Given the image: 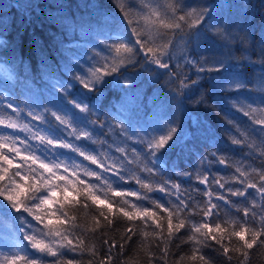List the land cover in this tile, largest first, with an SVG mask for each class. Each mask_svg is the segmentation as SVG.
Segmentation results:
<instances>
[{
	"label": "trees",
	"instance_id": "1",
	"mask_svg": "<svg viewBox=\"0 0 264 264\" xmlns=\"http://www.w3.org/2000/svg\"><path fill=\"white\" fill-rule=\"evenodd\" d=\"M175 3L177 0H0V110H7L2 102L13 103L24 108L22 114L27 122L31 120L27 111L43 113L44 121L35 122L65 138L66 132L50 115L52 111L74 119L81 128L86 126L92 139L81 146L105 166L115 164L125 175L124 180L69 150L53 153L42 146L39 150L44 156L67 159L69 164L74 160L100 172L101 179L97 181L95 177L86 178L83 168L78 170L81 179L97 184L101 189L97 194L102 199L107 181L117 190L140 192L138 200L124 198L138 206L152 207L153 201L165 207L177 203L169 191L141 189L130 178L138 176L154 187L160 179L178 183L182 196L192 197L193 203L202 207L201 202L207 200L202 196L206 186L195 179L197 173L222 178V182H228L226 186L238 188L241 185L232 179L237 175L236 168L253 180L264 170V125L256 123L264 119V0H179L186 10L207 12L199 25H185V32L174 38L175 53L170 50L163 58L169 67L152 63L141 52L131 64L104 74L90 88L75 79L77 75L87 78L89 69L110 64L123 55L117 54L113 46L139 39L133 29L156 45L165 43L160 37L168 30L161 21L172 22L169 5ZM171 35L168 32L169 38ZM178 64L182 67L177 68ZM174 71L195 83L177 92L178 82L171 75ZM237 82L246 86L235 88ZM229 84H233L231 88L227 87ZM76 104L88 105L90 112H81ZM93 120L99 122L89 123ZM172 127L176 132L161 149L154 152L147 147L149 140L167 135ZM232 139L243 143L235 144ZM221 158L226 164L218 162ZM145 163L154 169L155 177L140 171ZM248 194L230 197L231 203L216 200L217 216L201 218L193 214L191 222L211 224L215 220L224 224L239 220L240 214L232 204L247 205L253 199L260 203L254 189H248ZM86 203L90 207L80 209L77 205L74 210L64 211L77 216L76 225L80 227H75V234L83 233L89 247L94 246L103 255L108 248L101 241L115 238L113 264H147L150 253L159 256L157 243L162 238L152 235L155 226L150 227V222L138 219L133 225L136 234L127 241L121 239L127 226L123 218L115 228H104L102 223L103 231L97 229L93 233V217L98 215L100 206ZM116 206H123V201ZM41 229L43 224L0 197V264L13 255L39 257L52 264L53 257L37 252L23 239L25 232L35 234ZM181 231L179 238L172 237L166 264L190 257L193 248L201 247L188 240L190 231ZM145 232L149 233L147 237ZM224 240L229 247H239L234 238L231 243L227 236ZM119 244H124L123 250ZM62 251L63 259L80 260L82 264L91 258L87 253L79 256L67 249ZM200 254L211 264H237L236 259L228 261L220 246L212 241L202 247ZM235 256L239 258V253ZM155 264H161L159 259ZM185 264L198 262L187 259ZM247 264H264V248L250 250Z\"/></svg>",
	"mask_w": 264,
	"mask_h": 264
},
{
	"label": "snow or ice",
	"instance_id": "2",
	"mask_svg": "<svg viewBox=\"0 0 264 264\" xmlns=\"http://www.w3.org/2000/svg\"><path fill=\"white\" fill-rule=\"evenodd\" d=\"M169 8L172 22L165 24L161 21L162 27L172 33L170 38L168 32H165L160 37L165 40V43L156 45L154 40L146 39L136 29H133L139 39L134 41V43H129L131 46L129 44L113 46L117 54L122 53L123 55L118 56L110 64L103 65L100 68L89 69L90 75L87 78L77 75L75 79L79 80L85 88H90L92 82L99 81L104 74L118 72L122 65L131 64L141 52L152 63L162 68L169 67L168 64L163 62V58L169 54L170 50L173 54L175 53L177 45L174 43V38L185 32V25L187 28L199 25L207 12L206 9H200L199 14H197L196 9L186 10L179 5V0L175 4H170ZM180 12H183V14L177 15ZM176 67L180 68L182 66L178 64ZM171 75L176 77L178 82L177 92H181V89L195 83V81H188L184 75H180L175 71ZM124 83L127 84L129 81L124 80ZM232 85L229 84L227 87L231 88ZM245 86L239 82L235 83V88ZM60 91L63 92L65 89L60 88ZM6 107L10 112L0 110V126L5 129L18 130V133L0 134V197L6 199L12 208L28 213L35 221L43 224V229L38 233L34 234V231L25 232L23 239L28 241L32 249L48 257H53L52 264H82L80 260L63 259L65 253L62 250L64 249L79 256L87 253L91 257L87 264H113L112 249L117 247L115 238L101 241L108 248L107 253L101 255L94 246L89 247L86 244V238L83 237V233L81 235L75 234V227H80L76 225L77 216H69L64 211L65 208L70 211L74 210V206L77 205L80 206V209L90 207L86 203L87 201H91V205L100 206L98 215L93 217V233L97 229H101L102 223L104 228H115L121 218L127 222L121 237L125 241L131 240L136 234V229L133 225L138 219L144 223L150 222V227L152 225L155 226L152 235L162 238L157 243L159 256L157 257L155 254L150 253L151 259L148 260L147 264H155L157 259H159L161 264H166L172 237L176 236L179 238L182 235L181 230L185 229L191 232L188 240L201 247L193 248L190 257L182 258L179 262L174 261L173 264H185L187 259L197 261L198 264H211L209 259L200 254L202 247L208 241L219 245L220 251L227 260L236 259L237 264H247L250 250L256 247L264 248V170H260L256 179L253 180L246 172L236 168L237 175L232 179L241 185L238 188L226 186L228 182H222V178H216L215 176L210 178L206 174L197 173L195 179L206 186L202 196L207 197V200L201 202L203 204L202 207L200 204H194L192 197L184 198L181 194V185L178 183L160 179V182L154 187L152 183L145 182L144 179L138 176L130 178L135 179L141 189H145L147 192L156 189L169 191L172 195H175L177 203L171 204L170 207H165L153 201L152 207L138 206L136 202H130L124 198L134 197L138 200L140 199V192L117 190L111 184H108L107 181H105L106 189L103 190L104 198L102 199L97 194L101 189L97 187V184L90 183L86 179L87 177H95L99 181L101 179L100 172L89 170L84 165L76 164L74 160L69 164L67 159L59 160L55 156L50 158L36 155V150L31 143V141H38L39 145L47 146L53 153L62 149L69 150L83 157L84 160L98 165L100 169L106 172H113L115 176L124 180L125 175L120 173L115 164L105 166L97 156L89 154L87 149L81 146L82 142L92 139V133L87 130L86 126L81 128L74 119H68L65 116L57 115L56 111H52L50 115L55 118V121L59 122V126H62V129L66 132L67 138H65L57 135L56 132H45L38 124L33 123V121H44L45 116L43 113L27 111V116L31 120L24 123L21 115L24 112V108L16 107L11 103H8ZM76 108L80 109L81 112H90L86 104H76ZM45 111L48 112L49 110L45 109ZM57 111L63 110L58 109ZM98 122V120H93L89 123L96 124ZM100 123L103 126V123ZM256 123L264 125V119L257 120ZM120 128L127 135L124 126L121 125ZM109 131H112L111 125H109ZM175 132L176 129L174 127L170 128L167 135H161L158 139L149 140L147 147L154 152L158 151L173 137ZM21 133H26L27 135L21 139ZM128 138L130 139L131 137L129 136ZM232 142L235 144L243 143L242 140L238 139H232ZM118 151H123V149H118ZM133 152H135V149H133ZM261 155L264 156V151L261 152ZM17 160H19L18 163L16 162ZM218 162L226 164V160L223 158L219 159ZM81 168L84 169L85 179H81L78 172ZM140 171L155 177L154 169L149 167L147 163L144 164ZM183 175L189 174L184 173ZM248 189L256 191L260 203L257 204L255 199H253L247 205L232 204L240 214L239 220L232 219L224 224L215 222V220L211 224L207 222H191L193 214L199 215L201 218L217 216L219 208L215 202L216 200L231 203L230 197H246L249 195ZM58 191L59 196L57 195ZM121 201H123V206L117 207L116 205L120 204ZM161 212L164 215H161ZM49 217H55L56 219L53 220ZM241 220L243 223L240 222ZM101 231L103 230L101 229ZM144 235L147 237L149 233L145 232ZM225 236L228 237L229 243L234 238L239 247H229L225 243ZM161 243L163 244L162 248L160 247ZM119 247L123 250L124 244H119ZM236 253H239V258L235 256ZM5 264H46V261L39 257L33 259L27 256L13 255L10 258H5Z\"/></svg>",
	"mask_w": 264,
	"mask_h": 264
},
{
	"label": "rangeland",
	"instance_id": "3",
	"mask_svg": "<svg viewBox=\"0 0 264 264\" xmlns=\"http://www.w3.org/2000/svg\"><path fill=\"white\" fill-rule=\"evenodd\" d=\"M2 103H4L5 107H6V105L10 102L4 101ZM11 104H13V103H11ZM13 105L16 106L15 104H13ZM16 107H18V106H16ZM6 109L7 110L5 112H10V110L7 107H6ZM21 115H22V122L27 123V117L23 114H21ZM33 123L37 124L34 121H33ZM45 132H47V131L45 130ZM16 133H18V130L5 129L3 126H0V134H16ZM41 134H44V133H41ZM26 135H27L26 133H21V139H23ZM31 143L33 144L34 149L36 150V155L44 156L42 151H40L39 149L41 148V146L45 147V148H47V146L39 145L38 141H31Z\"/></svg>",
	"mask_w": 264,
	"mask_h": 264
}]
</instances>
